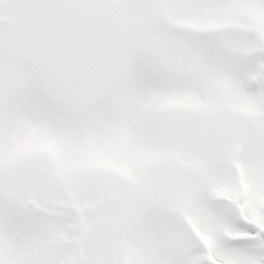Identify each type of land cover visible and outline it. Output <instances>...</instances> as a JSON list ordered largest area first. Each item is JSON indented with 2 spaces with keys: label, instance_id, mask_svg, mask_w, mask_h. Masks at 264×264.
<instances>
[{
  "label": "snow or ice",
  "instance_id": "6c2138e0",
  "mask_svg": "<svg viewBox=\"0 0 264 264\" xmlns=\"http://www.w3.org/2000/svg\"><path fill=\"white\" fill-rule=\"evenodd\" d=\"M0 264H264V0H0Z\"/></svg>",
  "mask_w": 264,
  "mask_h": 264
}]
</instances>
